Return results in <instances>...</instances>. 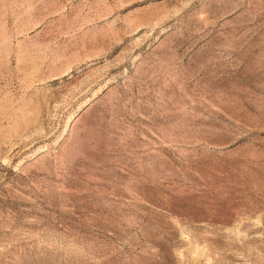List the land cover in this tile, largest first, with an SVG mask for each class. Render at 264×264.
Returning <instances> with one entry per match:
<instances>
[{
    "label": "rangeland",
    "instance_id": "374dc122",
    "mask_svg": "<svg viewBox=\"0 0 264 264\" xmlns=\"http://www.w3.org/2000/svg\"><path fill=\"white\" fill-rule=\"evenodd\" d=\"M0 264H264V0H0Z\"/></svg>",
    "mask_w": 264,
    "mask_h": 264
}]
</instances>
